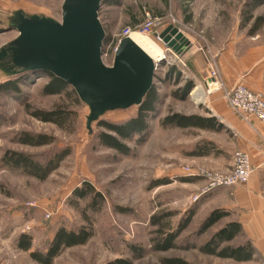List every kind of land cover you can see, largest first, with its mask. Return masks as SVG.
<instances>
[{
	"label": "rangeland",
	"instance_id": "1",
	"mask_svg": "<svg viewBox=\"0 0 264 264\" xmlns=\"http://www.w3.org/2000/svg\"><path fill=\"white\" fill-rule=\"evenodd\" d=\"M62 1L0 0V45L17 35L15 29L1 27L13 9L23 8L59 19ZM257 1L119 0L118 4L100 5L99 18L106 32L105 38L109 36V40H113L111 45L105 44V64L113 62L120 30L124 26L140 25L146 11L154 19L155 26L150 34H143L159 44L165 55L159 61L153 79L160 96L158 112L149 121L150 128L142 143L136 142L137 135L132 140H122L130 148L127 154L100 143L98 134L105 128L99 127L97 122L102 119L115 123L127 120L136 115L137 106L106 112L91 123L92 132H89L85 127L88 108L80 98L76 101L66 93L43 92L49 78L42 71H33L37 73L22 78L17 84L19 91L0 90V258H12L16 264H37L29 259L28 251L17 249L15 240L18 234L31 235L32 250L44 249L55 229L63 225L74 230L84 226L92 229L93 234L85 244L64 249L53 264H105L115 258L130 257L129 243L146 249L143 257L135 259L133 264H160V257L179 255L198 264H264L261 260L240 263L229 258L221 259L202 254L195 248L152 251L149 241L152 227L148 225L150 215L158 210L182 213L197 202L198 212L182 236L188 235L191 241L200 242L220 226L212 227L203 236H195L197 224L205 215L201 203L204 196L199 195L204 184L183 179L190 177L184 167L201 168L192 162L189 152L205 132L162 126L160 119L174 112L210 113L211 100L223 97L222 91H205V99L196 102L193 90L200 86L191 79L192 72L194 76L206 75L205 70L197 73V64L209 66L210 60H216L220 50L230 41L244 48L251 41L249 33H255L264 41V2L254 8L250 6ZM172 24L192 42L181 57L158 38V34ZM169 66H174L176 73L167 78ZM14 77L0 72V83ZM188 79L194 81L192 92L190 90L186 97L176 96L174 93ZM202 90L203 94L204 88ZM58 107L72 113L71 122L63 127L43 122L32 114L34 110ZM22 132L47 135L53 140L39 146L22 144L17 141ZM66 147L69 154L44 180L11 169L1 159L5 151L18 150L45 162L54 152ZM162 179L167 182L153 185ZM83 181H90L105 199L97 211L86 208L89 198L76 199V206L69 200L72 190ZM196 195L199 196L195 198ZM119 207L125 211L118 210ZM178 216L172 219L174 223Z\"/></svg>",
	"mask_w": 264,
	"mask_h": 264
},
{
	"label": "trees",
	"instance_id": "2",
	"mask_svg": "<svg viewBox=\"0 0 264 264\" xmlns=\"http://www.w3.org/2000/svg\"><path fill=\"white\" fill-rule=\"evenodd\" d=\"M264 2V0H258L252 2L251 8L258 6V4ZM103 4L113 5L118 4L119 0H102ZM260 18V16H259ZM259 20V19H258ZM1 30V29H0ZM253 34V33H249ZM109 36L104 38V45L107 44ZM37 72L28 71L14 77L13 80H8L0 83V90L19 91L17 85L24 77H29ZM176 73V68L169 66L166 72L167 78L171 74ZM43 74L48 76L49 80L43 86V92L47 94L66 93L76 101L79 100L74 88L70 87L59 77H55L53 74L43 71ZM179 75V74H177ZM194 87V81L188 79L185 84L180 87L174 94L178 97H186L188 92ZM160 101V96L156 90L155 83H153L150 90L146 93L145 98L140 106L137 108V113L131 118L120 122H111L107 120H100L97 122L99 127H104L105 130L98 134V140L100 143L107 147H110L117 152L127 154L130 151L129 146L122 140H132L134 135H137V143H142L149 131V121L156 117L157 107ZM32 114L41 121H48L56 124L58 127H63L66 123L71 122L70 117L72 113L63 107H58L49 110H34ZM162 126L189 128L195 127L200 129H207L211 131H218L221 127V123L217 122L214 116L201 115L198 113L184 114L180 112H174L167 114L160 119ZM52 138L43 134H35L29 132H22L18 137V142L26 145H45L52 142ZM207 143V141H205ZM197 148L200 147L199 143L196 144ZM205 146V144L203 145ZM69 148L60 149V151L54 152L49 159L45 162L33 157L22 151L7 150L3 153L1 159L4 164L14 170H20L28 176H33L39 180H44L46 177L56 169L60 161L69 154ZM196 177L191 176L183 178L186 181L194 180ZM167 179H162L154 182L153 185H161L166 183ZM89 198L90 202L86 208H91L93 211H97L103 202L105 201L102 193L95 188L89 181H83L79 186L71 192L70 201L76 206V199ZM118 210L125 211V208L119 207ZM198 204L197 202L180 213L175 210H158L152 213L148 220V225L152 227L150 241V249L156 252H164L170 249L189 250L195 248L202 254L213 255L218 258H229L233 261H248L251 260L254 252V246L250 240L237 241V236L242 233V226L236 220H226L230 215V211L226 208H211L198 222L197 229L194 231L196 237L203 236L212 227L218 226L214 231L203 239V241L196 242L191 241L190 237L182 236L192 220L197 214ZM178 219L173 222V218L177 215ZM92 229L84 226L78 227L76 230L68 229L65 226L57 227L48 240L44 249L33 248L32 250V237L28 233H19L15 240L17 249L28 251L30 259L38 264H53L56 257H58L64 249L78 244H85L92 236ZM128 251L130 257L115 258L107 261L105 264H133L135 259L142 258L146 253L145 247L138 244H128ZM160 264H198L196 262H190L182 256H164L159 258Z\"/></svg>",
	"mask_w": 264,
	"mask_h": 264
},
{
	"label": "water",
	"instance_id": "3",
	"mask_svg": "<svg viewBox=\"0 0 264 264\" xmlns=\"http://www.w3.org/2000/svg\"><path fill=\"white\" fill-rule=\"evenodd\" d=\"M102 0H63L60 18L15 8L4 26L17 31L0 45V72L14 77L47 71L71 85L88 108L85 127L108 111L140 106L153 85L156 65L129 37H122L111 65L103 62L106 35L99 18ZM158 37L172 52L184 55L192 46L173 24Z\"/></svg>",
	"mask_w": 264,
	"mask_h": 264
},
{
	"label": "crops",
	"instance_id": "4",
	"mask_svg": "<svg viewBox=\"0 0 264 264\" xmlns=\"http://www.w3.org/2000/svg\"><path fill=\"white\" fill-rule=\"evenodd\" d=\"M249 35L252 37L247 46L240 48L236 42L230 41L220 50L215 61L225 88L242 81L264 96V41L255 33ZM197 66V73L205 70L206 75L194 76L192 72L191 79L203 85L210 66L202 63ZM209 109L210 113L204 115L214 116L221 127L218 131L189 127L203 134L205 132L189 152L192 162L202 169L227 172L233 167L234 151L242 150L249 154L254 170L245 184L220 186L202 195L203 211L206 214L215 207L229 210L226 220H237L242 226L237 241L250 240L255 251L251 260L237 262H264V122L255 116L243 120L219 96L211 100ZM197 143L201 145L198 148ZM194 180L205 183L199 177ZM0 264H16V261L5 257L0 258Z\"/></svg>",
	"mask_w": 264,
	"mask_h": 264
},
{
	"label": "built area",
	"instance_id": "5",
	"mask_svg": "<svg viewBox=\"0 0 264 264\" xmlns=\"http://www.w3.org/2000/svg\"><path fill=\"white\" fill-rule=\"evenodd\" d=\"M154 19L151 18L148 11L145 13L144 21L138 26H124L120 30V37L117 44L122 37H129L131 33L139 32L141 34H150L155 26ZM159 38V37H158ZM160 40V39H159ZM113 40H110L107 45H111ZM117 46V45H116ZM114 48V51L116 49ZM105 45H103L102 58ZM165 58V55L162 54ZM181 57V55H177ZM209 72L204 79L203 85H199L207 93L215 92L217 89H221L223 97L228 107L239 115L243 120L247 121L252 116L257 117L261 122H264V96L262 93L251 90L242 81L235 83L231 88H225L222 80H220L219 66L214 59L210 60ZM157 69V65H156ZM197 87V86H196ZM195 87V88H196ZM192 92V90H191ZM190 95H192L190 93ZM193 96V95H192ZM232 169L223 172L211 169H193L189 166L184 167L187 176H196L203 179L205 182L201 193L204 195L214 188L220 186H234L235 184H245L249 181V177L254 170V167L250 163L249 154L242 150H235ZM199 195H196L198 197Z\"/></svg>",
	"mask_w": 264,
	"mask_h": 264
},
{
	"label": "bare ground",
	"instance_id": "6",
	"mask_svg": "<svg viewBox=\"0 0 264 264\" xmlns=\"http://www.w3.org/2000/svg\"><path fill=\"white\" fill-rule=\"evenodd\" d=\"M130 38L133 39L142 48V50L148 53L155 61H159L161 55L163 54L162 49L152 38L138 32L131 33ZM200 88L193 90L196 102L205 99V90L202 94L203 90L201 88V91Z\"/></svg>",
	"mask_w": 264,
	"mask_h": 264
}]
</instances>
